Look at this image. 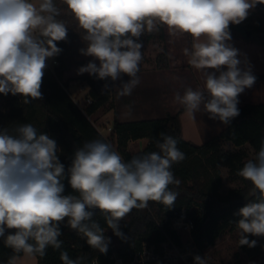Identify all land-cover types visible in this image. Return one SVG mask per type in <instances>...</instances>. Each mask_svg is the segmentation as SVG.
<instances>
[{"label": "clouds", "instance_id": "1", "mask_svg": "<svg viewBox=\"0 0 264 264\" xmlns=\"http://www.w3.org/2000/svg\"><path fill=\"white\" fill-rule=\"evenodd\" d=\"M82 34L81 55L92 57L77 69L112 82L129 77L119 86L105 84L102 91L118 88L131 95L139 84L143 60L141 36L165 26L175 35L192 38L183 49L188 64L201 73L202 87L187 86L174 101L195 119L230 126L238 117L239 96L251 88L256 76L246 56L235 48L230 25H239L264 0H61ZM56 0H0V94L19 95L24 104L42 100L47 61L63 51L69 28ZM98 62V63H97ZM178 141L163 132L157 151L125 160L111 144L86 141L71 154L70 166L60 160L62 149L48 133L31 123L0 126V239L12 255L6 264H19L23 256L59 251L62 264H85V256L72 258L61 250V225L76 232L91 249L106 254L110 238L94 219L99 210L107 229L126 239L120 222L133 209L158 202L173 208L178 192L170 186L181 181L172 167L185 154ZM251 183L250 198L234 213L239 246L255 247L249 236L264 237V140L252 158L236 173ZM67 179L71 192L65 194ZM7 233V234H6ZM194 264H207L195 255Z\"/></svg>", "mask_w": 264, "mask_h": 264}, {"label": "trees", "instance_id": "2", "mask_svg": "<svg viewBox=\"0 0 264 264\" xmlns=\"http://www.w3.org/2000/svg\"><path fill=\"white\" fill-rule=\"evenodd\" d=\"M263 18L264 4L257 8V11L250 12L248 18L239 25H230L231 36L246 40L254 39L264 46ZM165 35L164 26H161L156 32H145L140 39L144 44L152 40H163ZM57 46L63 50V41L58 42ZM57 57L60 63L55 73L45 70L41 87L42 100H33L29 104H24L19 95L0 94V126L6 125L11 128L14 123H31L38 131L48 133L62 149L59 158L67 169L71 163V154L84 142L99 139L109 143L91 122L89 115L102 108L111 107L114 87L108 91L102 90L105 84L114 86V82L99 80L89 74L84 76L82 80L89 86L87 95L92 99V103L83 111L67 91L71 79H65L68 64L63 52ZM156 61L160 69L168 68L167 52L160 53ZM254 75L256 80H264V73ZM238 107L241 114L232 121L231 125L200 145L183 137L180 117L183 108L175 114L169 113L162 118L128 122L115 119L111 134L116 139L117 147L114 149L112 146V148L125 160L157 151L155 142L161 132L178 141L177 147L185 154V159L172 167L174 176L181 181L179 186H170L172 190L178 192L177 200L170 209L161 203L151 201L147 208L133 209L120 222L121 231L126 239L115 236L111 229H107L98 211L94 219L105 228V236L111 241L106 254L91 249L76 232L62 224L63 235L59 238L63 241L61 250H66L72 258L85 256V264H113L115 250L117 256L124 257L130 251L136 253L142 250L144 243L158 246L166 239V235L172 236L177 243H180L177 232L171 227L172 221L183 209L190 208H193L192 213L190 212L194 219L193 238L200 248L215 245L217 239L226 230L237 229L234 221L239 217L234 213L250 198L251 183L243 180L236 173L243 167L244 162L250 159L245 146L249 144L254 151H258L261 141L264 140V104L246 103ZM142 138L148 139L145 148L131 152L129 143ZM228 142L235 148L225 149L224 145ZM224 167L229 169L230 179L240 181L242 184L227 193L220 191L223 186L222 168ZM64 183L65 194L70 193L71 188L67 179ZM249 239L257 241V237L249 236ZM240 248L253 260V264H264V237L255 247L240 246ZM10 255L12 250L6 248L0 239V264H6ZM59 255V251L49 247L44 257L38 255L36 257L39 264H62Z\"/></svg>", "mask_w": 264, "mask_h": 264}, {"label": "rangeland", "instance_id": "3", "mask_svg": "<svg viewBox=\"0 0 264 264\" xmlns=\"http://www.w3.org/2000/svg\"><path fill=\"white\" fill-rule=\"evenodd\" d=\"M58 6L61 8V20H64L69 28L68 31V38L67 41H63L64 47H63V56L68 64V70L65 74V79H71L69 82V85L67 87V91L70 93V95L77 101L79 106L85 107V99L88 93L89 88L86 86V83L83 82L82 78L87 75V73L83 75L77 74V69L83 65H86L90 60H92V57H86L79 53V49L84 47V44L82 43L80 36L82 34V30L79 29L77 26L75 20L71 16L70 13L66 11V6L61 3V0H56ZM165 30V38L163 40L157 39L150 43H147L142 48L143 53V60H147L150 65H155V61L157 60V56L161 53L160 51L163 50L164 46H167L169 42H167L169 35L174 38V36H177L175 34H172L169 32L167 27L164 26ZM156 32V31H155ZM172 38V39H173ZM182 42H184L185 46L189 47L190 41H192V38L188 35L181 36ZM256 44L257 43L254 39H248ZM261 48V47H260ZM264 48V46H262ZM264 50V49H262ZM143 60L141 63H143ZM259 60H262L261 57L257 58V66L252 69L253 72H257L260 70V64ZM98 63V62H97ZM199 73V71H198ZM190 74V80L189 82L195 85L194 89L199 87L198 83V76L197 74H194L193 72ZM121 83V80H118L115 82V86H119ZM143 85L146 84V80L144 82H140ZM141 85V84H140ZM84 87V91H81V88ZM117 88V87H116ZM119 90H115L114 97L112 100V103L110 104L111 107H106L98 110L96 113L89 115V119L91 122L96 126V128L104 135L105 138L109 141L111 146H113L114 149L117 147L116 139L112 136L110 127L113 126L114 119L113 114L117 112V108H119L120 101H119ZM141 96V94H139ZM145 96V95H144ZM256 100L255 102H262L264 103V100H260L258 98V95H255ZM252 99V98H251ZM239 105L244 103V101L249 102L251 100H244L241 102L239 98ZM179 106V105H178ZM178 106L176 108L173 106L172 102L166 101V105L159 109L155 117H163L166 115V112L175 114L177 113L176 110L178 109ZM160 108V106H159ZM183 108V107H182ZM113 109V110H112ZM111 111V113H110ZM175 112V113H174ZM146 117H153V116H146ZM184 125L186 127V130H191V122L189 117L184 118ZM199 135V134H198ZM200 136L198 140H200ZM198 144L201 143V141L196 142ZM143 145L141 144H131L129 147V150L131 152H138L141 150ZM225 149H234V145L231 143H226L224 145ZM245 149L248 151V158H252L254 154V149L247 144L245 146ZM222 177H223V186L221 187L220 191L222 193H227L229 190L238 188L242 184L240 181H233L229 177V169L228 168H222ZM238 229L235 230H226L224 233L221 234V236L217 239L215 245H207L204 248H200V252L198 255L201 257L205 256L207 259V264H253V260L248 257V255L242 251L238 244V235H237ZM181 237L183 239H187L189 236L187 235L186 231L181 230L180 231ZM262 237H257V242L261 241ZM146 243L143 244V249L145 248ZM159 250V249H158ZM150 252H143L141 257L139 256L136 258V253H130L124 257L117 256V252L115 250L113 256L117 258L118 262L115 264H182L180 260L177 258H166L164 257L163 253L159 256H156V259H153L154 253L152 252V249H149ZM169 252L172 253L170 250ZM22 258L19 261V264H39L38 259L36 256H23L21 254ZM143 258H148L149 261L143 262Z\"/></svg>", "mask_w": 264, "mask_h": 264}, {"label": "crops", "instance_id": "4", "mask_svg": "<svg viewBox=\"0 0 264 264\" xmlns=\"http://www.w3.org/2000/svg\"><path fill=\"white\" fill-rule=\"evenodd\" d=\"M252 11H257V7L250 12ZM172 38L173 37L169 35L167 40V42H169L168 45L164 46L163 50L160 51L161 53L166 51L168 54V68L160 69L157 66V61H155V65L153 66L150 65L147 60H143V63L140 64V71L137 75L139 76L140 82H144L146 80V84L143 85L139 82V84L133 89L131 95L119 96L120 105L119 108H117V112L113 114L112 118L114 120L118 119L121 122H128L151 118H162L155 117L156 115L154 114L166 105V101L172 102L173 106L176 108L179 104L174 101L175 93L180 92L182 94L184 88L187 86H191L193 88L195 87V85L189 82L191 78L189 74L190 72L197 74L199 78L197 84H199V87L203 86L201 73H198V71L191 67L187 62V57L183 52V49L187 46H185L184 42H182L181 36L177 35L174 36L173 39ZM152 41L145 42L143 45ZM191 43L192 41H190L189 47L191 46ZM230 43L235 48L239 49L243 56H246L252 66V69L257 66V58L261 57L262 60H259L260 64H258L260 66V70L253 72V74L264 73V50H262L264 48H262V46H259L255 42L246 40L242 37H232ZM128 79L129 77L126 75L122 76L121 83L127 82ZM115 90H118V88L114 87L113 97ZM139 94H141V96H139ZM255 95H258L260 100H264V80H256L251 88L245 89V91L240 94L239 98L241 102L244 100H251L249 102L244 101V103L240 105H244L246 103H257L255 102ZM258 103L262 102L260 101ZM181 108L182 106L179 105L176 112H178ZM168 114L169 113L166 112L165 116ZM150 115L153 117H146ZM180 117L183 127V137L194 144H198L196 142L199 141H201L200 144L205 143L211 138L219 135L226 127L218 120L209 119L207 113H197L195 119H192L183 110ZM185 117H189L191 122V130L189 131L186 130L184 125ZM199 136L201 138L200 140H198ZM147 143L148 139L142 138L131 141L129 143V147L131 144H142V150L145 148Z\"/></svg>", "mask_w": 264, "mask_h": 264}, {"label": "built area", "instance_id": "5", "mask_svg": "<svg viewBox=\"0 0 264 264\" xmlns=\"http://www.w3.org/2000/svg\"><path fill=\"white\" fill-rule=\"evenodd\" d=\"M59 59L58 57H54L50 60L47 61L48 67L46 68L47 70L52 71L55 73L56 67L59 65ZM88 88L89 86L86 85ZM81 91H84V87L81 88ZM74 99V98H73ZM75 100V99H74ZM85 107L79 106L77 101V105L83 110H86V107L92 103V99L86 96L85 99ZM110 130L112 131V127H110ZM193 208H190L189 210L183 209L180 213L179 216L176 217L172 221V229L175 230L179 236L180 243H177V241L170 235H166V239L162 241L158 246L155 245H149L145 244V248L142 250H139L136 252V258L139 256L141 257L142 253L144 252H150L149 249H152V252L154 253L153 259H156V256H159L160 254L163 253L164 257L166 258H177L182 262V264H194L193 257L195 255H198L200 252V247L196 244L194 238H193V229H194V219L192 213ZM191 212V213H190ZM186 231L187 235L189 236L187 239H183L181 237L180 231ZM159 249V250H158ZM172 251L169 252V251ZM143 262L149 261L147 258H143ZM118 260L114 256V262L113 264L117 263Z\"/></svg>", "mask_w": 264, "mask_h": 264}, {"label": "water", "instance_id": "6", "mask_svg": "<svg viewBox=\"0 0 264 264\" xmlns=\"http://www.w3.org/2000/svg\"><path fill=\"white\" fill-rule=\"evenodd\" d=\"M263 4H257V8L261 7ZM249 34V33H248ZM99 210H94L95 214L98 212Z\"/></svg>", "mask_w": 264, "mask_h": 264}]
</instances>
